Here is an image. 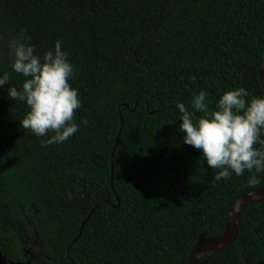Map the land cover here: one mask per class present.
<instances>
[{
	"label": "trees",
	"instance_id": "trees-1",
	"mask_svg": "<svg viewBox=\"0 0 264 264\" xmlns=\"http://www.w3.org/2000/svg\"><path fill=\"white\" fill-rule=\"evenodd\" d=\"M21 35L40 56L62 41L74 66L80 127L63 143L20 126L27 105L7 94L25 79L9 54ZM263 52L264 0H0V73H10L0 88L3 255L187 264L202 236L223 235L236 200L264 187V172L217 181L200 150L183 143L175 105L189 106L200 90L212 109L229 89L264 95ZM263 260L264 202L243 209L234 242L201 263Z\"/></svg>",
	"mask_w": 264,
	"mask_h": 264
},
{
	"label": "clouds",
	"instance_id": "clouds-1",
	"mask_svg": "<svg viewBox=\"0 0 264 264\" xmlns=\"http://www.w3.org/2000/svg\"><path fill=\"white\" fill-rule=\"evenodd\" d=\"M30 40L21 35L9 44L11 69L25 78L22 86H8L10 73L4 71L0 73V88L7 85L8 96L27 105L20 126L37 137L53 133L46 144L63 143L80 127L74 113L81 100L69 83L74 66L62 49V41H55L54 47L40 56ZM209 104L204 90L193 95L189 106L176 103L183 143L200 150L207 166L217 170V181L229 179L233 173L264 172V95L250 97L246 88L238 87L220 95L214 109ZM81 123L87 124V120ZM247 182L255 186L258 179L254 174Z\"/></svg>",
	"mask_w": 264,
	"mask_h": 264
},
{
	"label": "water",
	"instance_id": "water-1",
	"mask_svg": "<svg viewBox=\"0 0 264 264\" xmlns=\"http://www.w3.org/2000/svg\"><path fill=\"white\" fill-rule=\"evenodd\" d=\"M260 81L264 91V52L260 62ZM264 202V187L238 198L230 210L226 219L225 231L222 236L214 240L206 241L204 236L199 240L198 245L193 249L187 264H204L202 259L215 255L226 249L234 242L239 226V218L243 209H246ZM0 264H33L31 261L19 262L9 261L0 250ZM264 264V260L260 263Z\"/></svg>",
	"mask_w": 264,
	"mask_h": 264
}]
</instances>
